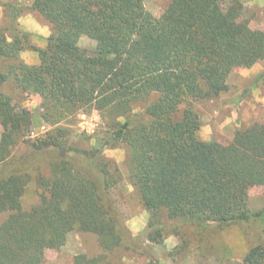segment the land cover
<instances>
[{"label": "trees", "instance_id": "1", "mask_svg": "<svg viewBox=\"0 0 264 264\" xmlns=\"http://www.w3.org/2000/svg\"><path fill=\"white\" fill-rule=\"evenodd\" d=\"M247 1L169 0L159 14L145 0L0 3V264H41L74 230L95 235L104 251L75 255L74 264H110L168 234L177 235L179 249L220 264L230 258L210 232L264 221V208L252 211L247 194L264 187V122L236 129L228 142L207 140L197 104L227 91L235 67L264 61V25L254 24ZM23 12L48 22L42 46L20 27ZM81 35L95 40L93 49L79 45ZM24 51L37 61L27 62ZM7 83L39 97L38 117L50 125L45 135L30 136L35 116L4 91ZM91 110L105 119L107 136L71 141L75 115ZM20 144L28 151L16 155ZM121 145L126 161L138 165L127 178L140 203L164 211L136 233L117 193L122 173L103 154ZM44 155L48 174L32 177L28 164ZM32 179L39 197L26 207ZM238 264H264V244L249 246Z\"/></svg>", "mask_w": 264, "mask_h": 264}, {"label": "rangeland", "instance_id": "2", "mask_svg": "<svg viewBox=\"0 0 264 264\" xmlns=\"http://www.w3.org/2000/svg\"><path fill=\"white\" fill-rule=\"evenodd\" d=\"M11 0H0V3ZM19 4L29 5L32 0H17ZM169 0H145L146 7L155 14H159ZM227 2V0H222ZM245 9L250 13L257 27L264 25V9L256 8L246 2ZM151 11V12H152ZM0 6V18H2ZM19 25L24 30L33 34L32 43L43 45L45 37L50 33L48 22L34 12H23L18 18ZM79 45L93 49L95 40L86 35H81ZM25 60L31 59L28 51L22 52ZM264 72V61H258L251 67L237 66L228 77L230 88L217 97L202 101L197 108L202 117L200 135L202 138L216 139L228 142L236 129L245 127L255 122H264V82L261 73ZM4 91L9 93L15 102L30 109L35 122L31 128L32 138L45 135L50 125L38 117L39 97L34 94H19L10 83L5 84ZM70 139L80 143L82 137H90V142H101L106 135L105 119L97 110L79 112L75 115V122L69 126ZM0 126V134H1ZM16 155L24 154L28 148L20 144L14 150ZM103 154L114 160L122 173L123 178L119 183L117 193L123 205L126 222L129 229L136 233L141 231L154 218L164 216L161 207L145 209L140 203L138 194L128 181V175L138 169L135 162L126 161V147L114 146L103 148ZM49 157L44 155L39 161L28 164L27 170L34 177L37 173L48 174ZM248 203L252 211L264 208V187L250 186L247 190ZM38 190L35 180L32 179L23 195V204L28 207L38 200ZM211 229V228H210ZM209 229V231H210ZM182 232L185 228L180 229ZM209 232H207L208 234ZM212 243L218 247L225 245L229 250V259L224 264H238L247 248L253 244H264V221L251 218L244 222H234L223 229L210 232ZM176 236V237H175ZM210 237V236H209ZM181 241L177 235L168 234L164 242L155 244L146 242L145 249L140 253H120L111 258L110 264H220L213 255H202L193 249H179ZM87 254L95 256L104 253L93 234L72 231L68 234L65 244L59 249H47L41 264H74L75 255Z\"/></svg>", "mask_w": 264, "mask_h": 264}, {"label": "crops", "instance_id": "3", "mask_svg": "<svg viewBox=\"0 0 264 264\" xmlns=\"http://www.w3.org/2000/svg\"><path fill=\"white\" fill-rule=\"evenodd\" d=\"M250 3L254 5L256 8H263L264 9V0H251ZM152 11V10H151ZM154 13V11H152ZM155 14V13H154ZM42 46V45H41ZM31 59H27V62L35 63L37 61V55L33 52L28 51Z\"/></svg>", "mask_w": 264, "mask_h": 264}]
</instances>
